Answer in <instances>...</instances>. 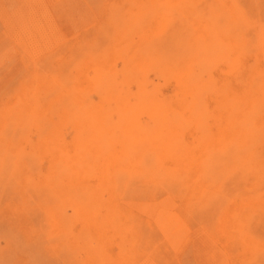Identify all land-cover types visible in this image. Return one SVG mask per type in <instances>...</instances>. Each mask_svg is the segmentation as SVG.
Segmentation results:
<instances>
[{"label": "rangeland", "instance_id": "1", "mask_svg": "<svg viewBox=\"0 0 264 264\" xmlns=\"http://www.w3.org/2000/svg\"><path fill=\"white\" fill-rule=\"evenodd\" d=\"M0 264H264V0H0Z\"/></svg>", "mask_w": 264, "mask_h": 264}, {"label": "bare ground", "instance_id": "2", "mask_svg": "<svg viewBox=\"0 0 264 264\" xmlns=\"http://www.w3.org/2000/svg\"><path fill=\"white\" fill-rule=\"evenodd\" d=\"M97 97V96H96ZM170 211V210H169ZM199 229V228H198ZM113 248V247H112ZM147 263V262H146Z\"/></svg>", "mask_w": 264, "mask_h": 264}]
</instances>
